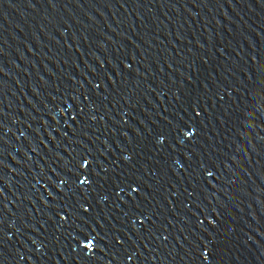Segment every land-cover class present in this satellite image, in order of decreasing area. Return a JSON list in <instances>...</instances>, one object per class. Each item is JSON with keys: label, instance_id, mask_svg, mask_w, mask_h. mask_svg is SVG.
Returning <instances> with one entry per match:
<instances>
[{"label": "water", "instance_id": "1", "mask_svg": "<svg viewBox=\"0 0 264 264\" xmlns=\"http://www.w3.org/2000/svg\"><path fill=\"white\" fill-rule=\"evenodd\" d=\"M0 264H264V0H0Z\"/></svg>", "mask_w": 264, "mask_h": 264}]
</instances>
